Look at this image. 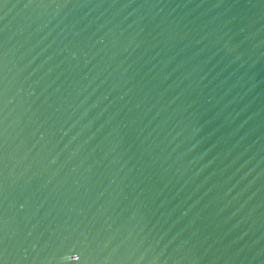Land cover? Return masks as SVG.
I'll list each match as a JSON object with an SVG mask.
<instances>
[{
  "label": "water",
  "instance_id": "obj_1",
  "mask_svg": "<svg viewBox=\"0 0 264 264\" xmlns=\"http://www.w3.org/2000/svg\"><path fill=\"white\" fill-rule=\"evenodd\" d=\"M0 264H264V0H0Z\"/></svg>",
  "mask_w": 264,
  "mask_h": 264
}]
</instances>
